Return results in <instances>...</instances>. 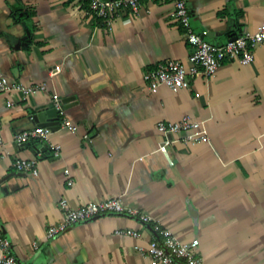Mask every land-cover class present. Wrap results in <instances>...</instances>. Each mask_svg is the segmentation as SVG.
Masks as SVG:
<instances>
[{
  "label": "crops",
  "instance_id": "0c3cea01",
  "mask_svg": "<svg viewBox=\"0 0 264 264\" xmlns=\"http://www.w3.org/2000/svg\"><path fill=\"white\" fill-rule=\"evenodd\" d=\"M188 7L192 29L213 44L256 32L264 18V0ZM174 12L173 0H141L109 31L80 0H0V73L48 86L27 98L0 94V235L21 263L160 264L135 249L149 246L159 224L182 243L199 239L204 264H264V44L249 65L227 61L188 89L152 92L145 71L169 60L189 64L191 45ZM184 116L205 122L208 139L174 136L170 161L158 125ZM53 121L60 156L40 141L15 142ZM22 159H36L38 174L18 171ZM115 197L138 214L101 216L44 240L63 219L62 200L79 208ZM123 229L142 236L116 233Z\"/></svg>",
  "mask_w": 264,
  "mask_h": 264
},
{
  "label": "built area",
  "instance_id": "2783aa9c",
  "mask_svg": "<svg viewBox=\"0 0 264 264\" xmlns=\"http://www.w3.org/2000/svg\"><path fill=\"white\" fill-rule=\"evenodd\" d=\"M89 14L100 24L112 31L116 20L122 17L124 11L131 10L136 13L140 9L141 0H80ZM175 19L181 24L186 32L187 40L191 45L189 64L179 60H169L158 64L155 68L148 69L143 79L148 89L157 91L162 86H167L175 92L188 89L193 80L204 76L213 77L220 67L227 61H238L242 65H249L255 60L256 49L264 44V18L256 32H246L238 35L226 43L213 44L208 42L201 34L196 33L191 26V15L188 7V0H173ZM47 84L26 85L22 82H12L7 76L0 73V94L19 92L24 98L31 94L46 91ZM55 109L64 114L63 104L59 96L55 95ZM31 119H35L34 116ZM0 119V129H1ZM63 127L72 132L77 131V126L67 119H64ZM158 130L163 134L164 139L160 144V151L171 161L169 148L178 140L174 136L185 134V144L196 143L208 139L205 122L184 116L178 121H161ZM51 128L35 127L15 135V142L18 145H25L36 140L44 144L53 154L54 158L60 156L61 147L51 141ZM38 161L18 160L15 167L20 172L38 174ZM73 185V182H70ZM61 209L63 219L57 224L48 227L44 240H53L72 227L88 222L105 215H121L125 213L138 214L129 210L123 203L121 197H115L100 202H88L79 208L70 207L67 200H62ZM140 219L144 223H150L152 218L141 214ZM156 237L152 239L149 246L144 248L140 245L135 249L143 255L150 256L160 264H174L177 260L185 264H204L203 258L198 253L199 239L188 243L180 242L173 233L159 224L154 227ZM118 235L140 239L141 233L137 230L123 229L116 232ZM37 248L38 242L34 243ZM0 264H23L12 251V242L9 238L0 235Z\"/></svg>",
  "mask_w": 264,
  "mask_h": 264
},
{
  "label": "water",
  "instance_id": "95a60500",
  "mask_svg": "<svg viewBox=\"0 0 264 264\" xmlns=\"http://www.w3.org/2000/svg\"><path fill=\"white\" fill-rule=\"evenodd\" d=\"M55 124V121L53 122H42V124L40 125V127H51Z\"/></svg>",
  "mask_w": 264,
  "mask_h": 264
},
{
  "label": "trees",
  "instance_id": "16d2710c",
  "mask_svg": "<svg viewBox=\"0 0 264 264\" xmlns=\"http://www.w3.org/2000/svg\"><path fill=\"white\" fill-rule=\"evenodd\" d=\"M28 15H29V16H31L32 14H31V13H29ZM26 16H27V14H26Z\"/></svg>",
  "mask_w": 264,
  "mask_h": 264
}]
</instances>
